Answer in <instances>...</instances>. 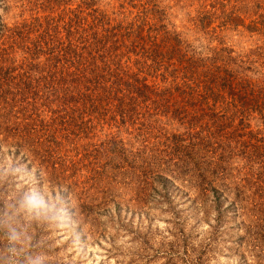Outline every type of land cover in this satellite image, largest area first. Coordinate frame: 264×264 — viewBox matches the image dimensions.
<instances>
[{
  "label": "rangeland",
  "instance_id": "1",
  "mask_svg": "<svg viewBox=\"0 0 264 264\" xmlns=\"http://www.w3.org/2000/svg\"><path fill=\"white\" fill-rule=\"evenodd\" d=\"M81 1L0 0V22L9 27L55 16ZM88 1L127 16L144 7L162 10L202 50L224 46L237 58L264 52V0ZM259 22V28L248 29ZM26 63L19 52L0 58V77L5 73L18 91L16 100L11 95L0 100V264H264V146L252 161L253 173L246 157L233 163L239 170L232 173L245 176V207L239 214H207L198 201L178 195L170 208L154 206L135 175L148 176V167L132 126L118 130L100 121L87 129L73 126L70 134L57 131L55 138L47 136L52 127L33 137L17 131L15 126L34 117L36 122L50 118V111L36 116L21 101ZM176 126L166 124L170 131ZM253 127L264 135V124ZM47 156L58 161L56 169L42 165ZM175 179L190 196L196 194L185 176Z\"/></svg>",
  "mask_w": 264,
  "mask_h": 264
},
{
  "label": "trees",
  "instance_id": "2",
  "mask_svg": "<svg viewBox=\"0 0 264 264\" xmlns=\"http://www.w3.org/2000/svg\"><path fill=\"white\" fill-rule=\"evenodd\" d=\"M141 12L110 13L82 0L55 16L9 27L0 22V58L19 52L30 64L21 101L36 116L50 111L47 121L34 117L15 128L33 137L52 127L47 136L55 138L57 131L70 134L73 126L87 129L100 121L118 130L132 126L138 153L147 154L142 157L148 176L135 175L148 188L150 203L170 208L178 195L198 201L207 214L237 215L245 207V176L232 173L239 170L233 163L246 157L253 173L252 161L264 146L261 128L253 127L264 124V52L237 58L224 46L202 50L162 10ZM260 23L247 27L254 30ZM8 78L0 77L5 102L18 93ZM174 123L176 130L170 131L166 124ZM57 162L47 156L42 165L56 169ZM180 174L195 195L176 181Z\"/></svg>",
  "mask_w": 264,
  "mask_h": 264
}]
</instances>
